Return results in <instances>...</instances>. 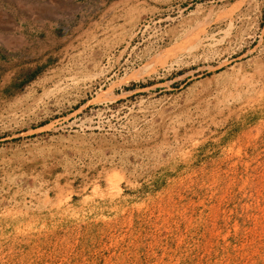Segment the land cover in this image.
I'll list each match as a JSON object with an SVG mask.
<instances>
[{"label": "rangeland", "instance_id": "rangeland-1", "mask_svg": "<svg viewBox=\"0 0 264 264\" xmlns=\"http://www.w3.org/2000/svg\"><path fill=\"white\" fill-rule=\"evenodd\" d=\"M0 264H264V0H0Z\"/></svg>", "mask_w": 264, "mask_h": 264}, {"label": "bare ground", "instance_id": "bare-ground-1", "mask_svg": "<svg viewBox=\"0 0 264 264\" xmlns=\"http://www.w3.org/2000/svg\"><path fill=\"white\" fill-rule=\"evenodd\" d=\"M69 1V0H68ZM70 4V3H69ZM210 21V20H209ZM201 23V22H200ZM200 23H198V24H200ZM205 24V23H204ZM200 26H201V24H200ZM197 26H195V28H196ZM199 27V26H198ZM197 29V28H196ZM196 29H195V31H196ZM202 29V28H201ZM194 29L192 28V30H189V31H193ZM202 31V30H201ZM190 33V32H189ZM192 33V32H191ZM194 33V32H193ZM197 33H199V32H197ZM204 33V32H203ZM187 36V35H186ZM185 36V37H186ZM189 36V35H188ZM192 36V35H191ZM190 37V36H189ZM189 37H188V39H189Z\"/></svg>", "mask_w": 264, "mask_h": 264}]
</instances>
